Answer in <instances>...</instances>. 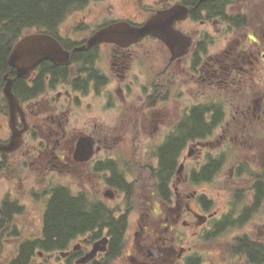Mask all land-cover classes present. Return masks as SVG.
Returning <instances> with one entry per match:
<instances>
[{"label": "flooded vegetation", "instance_id": "obj_1", "mask_svg": "<svg viewBox=\"0 0 264 264\" xmlns=\"http://www.w3.org/2000/svg\"><path fill=\"white\" fill-rule=\"evenodd\" d=\"M97 1L52 34L69 62L14 77L11 151L6 98L0 109V237L14 241L5 264H264V0H136L122 18ZM174 6L185 48L175 58L152 34L88 45L103 27L141 26ZM148 137L155 164L142 165L135 145ZM124 139L132 150L114 147ZM56 194L82 216L62 240L46 227Z\"/></svg>", "mask_w": 264, "mask_h": 264}, {"label": "trees", "instance_id": "obj_2", "mask_svg": "<svg viewBox=\"0 0 264 264\" xmlns=\"http://www.w3.org/2000/svg\"><path fill=\"white\" fill-rule=\"evenodd\" d=\"M89 0H0V109L5 97L3 87L5 74L16 78L14 68L8 63V57L14 44L24 35L34 32L56 34L57 27L74 7L88 4ZM16 79L14 90L18 93ZM176 144L170 142L162 149L160 168L156 177L166 179L169 169L175 164ZM56 194L47 214V229H51L50 239L62 240L71 234L82 219L74 211V200ZM76 225V226H75Z\"/></svg>", "mask_w": 264, "mask_h": 264}, {"label": "water", "instance_id": "obj_3", "mask_svg": "<svg viewBox=\"0 0 264 264\" xmlns=\"http://www.w3.org/2000/svg\"><path fill=\"white\" fill-rule=\"evenodd\" d=\"M181 12L179 6L168 10L158 11L151 16L143 25L134 26L128 21H119L107 27L99 29L88 41V45H94L102 41H114L121 44L138 41L144 36L154 35L166 42L172 49L174 58L185 51L180 49L176 40L179 36L173 28L174 21ZM186 15V9H183ZM184 15V16H185ZM183 17V16H181ZM49 60L55 64L69 62V52L64 49L60 41L52 34L34 32L24 35L18 40L8 57L9 65L14 68L18 78H26L42 61ZM5 85L3 94L10 108V123L14 130L11 141L2 145L5 151L14 150L19 144L20 131H16L15 124L18 120V112H22L20 100L14 92V78L9 73L5 74Z\"/></svg>", "mask_w": 264, "mask_h": 264}, {"label": "rangeland", "instance_id": "obj_4", "mask_svg": "<svg viewBox=\"0 0 264 264\" xmlns=\"http://www.w3.org/2000/svg\"><path fill=\"white\" fill-rule=\"evenodd\" d=\"M98 2V3H97ZM95 3V6H98V9L101 12H109L107 15L112 17H132L136 14L137 9L135 8L136 0H98ZM5 115L0 113V124H5ZM110 131H115L116 124H110L108 126ZM132 141H128L126 139L122 140L120 143H116L114 147L120 148L119 150H132L134 146L132 145ZM153 143H156L154 139H141L135 145V148L139 150L140 160L142 165H148L149 163L155 164V158L151 155V146ZM141 180H148V174L143 175ZM149 181V180H148ZM147 181V182H148ZM5 186L2 185V188ZM15 240V239H14ZM14 241L7 240L6 237H0V264H5L9 252L12 251V246Z\"/></svg>", "mask_w": 264, "mask_h": 264}, {"label": "bare ground", "instance_id": "obj_5", "mask_svg": "<svg viewBox=\"0 0 264 264\" xmlns=\"http://www.w3.org/2000/svg\"><path fill=\"white\" fill-rule=\"evenodd\" d=\"M10 77H12V76H10ZM14 78V77H13ZM5 97V96H4Z\"/></svg>", "mask_w": 264, "mask_h": 264}]
</instances>
